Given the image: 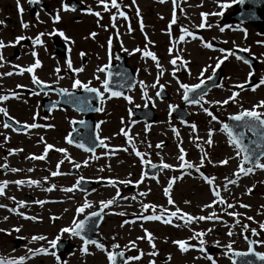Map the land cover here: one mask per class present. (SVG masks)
<instances>
[{
	"label": "rangeland",
	"instance_id": "374dc122",
	"mask_svg": "<svg viewBox=\"0 0 264 264\" xmlns=\"http://www.w3.org/2000/svg\"><path fill=\"white\" fill-rule=\"evenodd\" d=\"M45 1L49 2V15H53L51 19L57 25L51 27L50 20L45 23L48 19L45 14L35 19L28 15L26 21L29 27L24 35L32 38L44 34L40 35L41 43L27 46L21 57L10 60L8 53L12 54L14 43L9 41L11 45L6 49L5 59L0 61V96L9 97L0 101V107L18 121L39 125L17 133L3 126L5 123L0 113V182L8 181L4 194L0 195V205L5 206L0 207V229L3 230L0 231V260L18 261L19 257L24 256L23 264H109L106 252L121 251L127 254V264H211L206 256H212L217 264H233V257L230 259V254H225V245L231 244L234 251L246 250L248 240L245 237L264 241V229L259 227L264 223V169H255L247 176L237 173L242 155H236L237 150L228 143L227 134L219 130L227 116L242 109H251L253 105L264 101V85L248 89L241 86L250 75L264 78V34L251 24L228 23L223 20L226 14L233 11L232 4L237 0H180L178 8H175L173 0H164L163 3L159 0H135L134 3L133 0H117L121 4L120 11L128 15L125 14L127 19L117 16L114 21L116 28L112 27L111 16L117 10L109 8V11H104L98 0L84 1L100 16L92 14L81 19L76 18L80 14L63 10L62 3L65 0ZM24 2L19 0L20 4ZM105 2L110 4V0ZM15 9L17 0H0L1 17L12 14L15 17L11 16V19L16 22L18 13ZM57 14L61 17L59 21L54 20ZM174 16L175 23L172 22ZM202 22L205 27L200 28ZM181 28L184 29L183 33ZM221 28L224 31H220ZM194 29L200 30V34L195 35ZM53 31V36L58 35L67 43L66 57L55 54L50 38ZM61 32L64 35H60ZM188 32L192 35L189 36ZM91 33L96 35L93 37ZM181 35L184 36L183 41L179 39ZM209 43L212 48L205 46ZM232 48L247 49V53L258 61L255 71L230 55L228 52ZM221 49L225 51L221 52ZM145 50L154 53L157 60L144 56ZM115 51L126 53L128 64L139 83L119 97L104 93V103H99L103 111L97 112L95 119L99 125L98 128L96 125L98 136L106 147H100L94 153L85 152L68 143L69 131L77 120H82L83 114L70 108L44 113L41 103L43 98L53 100L57 99V95L51 92L38 93L31 77L35 75L46 84L67 90H73L71 85L79 79L103 92L102 82L106 78L108 64L114 61ZM173 59L177 61L175 65L171 63ZM36 60L41 62L40 67L31 73L27 72L25 69ZM218 60L221 61L219 68L224 73L219 85L203 94L204 100L199 104L184 105V90L180 84H199L214 73ZM69 61L71 68L68 67ZM11 68H19L20 75H4ZM98 68H104L105 71L98 72ZM75 69L82 70L76 72ZM202 71L203 76L200 75ZM154 83L156 87L152 86ZM161 85L169 92L168 98L156 95ZM26 88L35 89V92L30 94ZM233 92L236 93L235 102L229 100L224 104L223 101ZM125 96L131 97L132 102L125 100ZM147 103L151 104L157 115L153 123L132 115L134 108L144 107ZM175 105L185 106L189 111L190 116L186 121H180L172 115L173 107L170 106ZM204 108L217 116V120L212 121ZM257 110L264 111V107ZM193 124L196 126L195 131L191 127ZM209 129H212L211 146L205 143ZM125 131L128 136L124 135ZM133 143L136 151L143 154V159L171 167L163 168L154 177L145 176V164L141 163V157L135 155ZM46 144L53 147L45 154ZM60 148L65 149V152L56 150ZM181 148L185 160L200 166V172L195 167L191 170L180 167L178 156ZM204 152L207 157H204ZM33 155H45V159L33 160ZM209 160L212 163H208ZM221 160L226 163H219ZM261 163H264V158ZM74 164L80 165L79 168L75 167L79 170L78 175L68 173ZM3 165L9 166L5 172L1 171ZM11 168L18 171L12 172ZM52 171L60 174L52 176ZM204 176L213 178V184L225 204L213 202V187ZM79 177L114 181L115 186L109 183L82 190L78 188ZM28 179L40 183L32 186H17L14 183L16 180ZM123 180L130 183H120ZM169 180L172 181V188L168 196H165L164 188ZM229 180H235V183H229ZM49 188L51 191L47 190ZM67 188H72V191H64ZM248 188H252L250 193ZM142 192L147 195L141 196ZM113 198L116 203L103 209L104 219L96 235L101 239L100 243L104 244V251L94 245L84 246L81 238L62 231L66 227L71 228L73 222L100 210L101 201ZM169 198L173 204L167 203ZM18 201H24V206L17 207ZM85 202L89 207L83 212H77L76 209ZM227 203H232L233 208H226ZM142 204L156 205L157 211L163 207L168 212L179 207L181 212L192 216H207L214 212L219 219L193 221L188 227L173 226L182 225L175 217L170 224L145 221L140 217L151 214V209H143ZM209 204L211 208L205 207ZM240 204L249 207H240ZM11 208H17V211H9ZM233 211L238 215L227 214ZM21 212L24 216L19 214ZM25 216L34 219H26ZM17 228L19 231L15 230ZM252 229H256L257 235H252ZM145 230L155 238L152 243L155 245L156 256L150 255L153 248L147 241ZM201 231L206 233L202 237L205 240L204 253L199 251L198 240L188 239L194 232ZM229 231L231 236L228 235ZM38 236H44L45 239H33ZM18 238L21 240L16 243ZM53 239L57 242L69 239L75 248L70 249L64 259L60 260L55 247L50 244ZM182 239L191 246L183 253L173 243ZM130 242H135L136 248H132ZM113 244L119 247L113 249ZM83 247L87 251L82 253ZM208 247L216 248L213 254H207ZM41 248L46 249L47 254L39 253ZM255 248L264 253V244L257 243ZM29 249L33 251L29 252ZM52 252L56 255L53 256ZM141 252L143 255L138 261L128 260V257Z\"/></svg>",
	"mask_w": 264,
	"mask_h": 264
},
{
	"label": "snow or ice",
	"instance_id": "6c2138e0",
	"mask_svg": "<svg viewBox=\"0 0 264 264\" xmlns=\"http://www.w3.org/2000/svg\"><path fill=\"white\" fill-rule=\"evenodd\" d=\"M36 2H37V0H28L29 4L36 3ZM98 2L103 5L104 11H109V8L117 10L116 13H114L111 16V20L113 21V23H112V27L113 28H116V24L114 23V21L117 18V16L124 17V19H127V16L125 15V13L123 11H120L121 4L118 3L117 0H110V4L106 3L105 0H98ZM134 2H135V0H133V3ZM159 2L163 3L164 0H159ZM244 2H245V0H239V3H241V4H243ZM223 6H226V5H222V7ZM17 7L22 12V8H20L19 0H17ZM62 8H63L64 11H74L75 10L74 7H71L68 4H66V3L62 5ZM88 11L90 13H92L93 15H96L97 17L100 16L99 12H93L91 8H89ZM137 15L139 16V9H137ZM201 15H204V14H201ZM60 19H61V17L59 16V14L54 16V20L55 21H59ZM172 22L175 23V16L173 17V21ZM22 27L23 28H28L29 25L27 23L22 22ZM140 27H141V30H143L142 22H141ZM199 27L200 28L205 27L204 23L202 22L199 25ZM209 27H211V25H209ZM169 28H170V26H169ZM129 31H131L130 27H129ZM180 31H181V33H183L184 29L181 28ZM220 31H224V28H221ZM187 34L189 36L192 35L191 32H188ZM40 35H44V34H40ZM40 35H38L36 37V42L37 43H41ZM60 35H64V34L61 32ZM90 35H92L94 37L96 34L95 33H91ZM16 39H17V41H19V40L25 39V37L24 36H20V37H17ZM66 39H67V37H66ZM179 39L181 41H183L184 40V36L181 35L179 37ZM5 46L6 45L4 44V42L0 41V48H4ZM205 46L208 47V48H212L213 47L212 44H210V43L206 44ZM170 51H171V49H170ZM220 51L224 52L225 50L221 49ZM243 51H247V49H244ZM33 55L35 56V53H33ZM144 56L151 57L154 61L157 60V57L155 56V54L152 53L151 51H148V50L144 51ZM226 58H227V55L224 56V59H226ZM237 58L239 59V57H237ZM2 60H3V57L0 56V61H2ZM244 62L248 63L247 60H245ZM171 63L173 65H175L177 63L176 59H173L171 61ZM220 63H221V61L218 60L217 63H216V68H219ZM40 64H41V62L39 60H36L30 67H28L25 70L27 72L31 73L33 71V69L40 67ZM68 67L69 68L72 67L70 61L68 63ZM157 67H159L158 64H157ZM81 70L82 69H75L74 71L79 72ZM57 71H59V70L57 69ZM97 71L98 72H102V71H105V69L104 68H98ZM203 74L204 73L202 71L200 75L203 76ZM4 75H12V73L8 72V73H4ZM111 75L112 74L109 72V77ZM31 79H32V82L34 84L38 85V86L43 85V83H44L43 81L39 80L35 75H33L31 77ZM96 79L99 80V77L97 76ZM208 79L212 80V77L209 76ZM203 83H204V80H201L200 84L192 85L191 87L189 85H187V84H180V88H182L184 90L183 99L185 101H189L190 103H193V104H199L201 101H203L204 100L203 96H200V98L198 100L197 99L189 100V93L194 92L196 89L200 88V85L203 84ZM260 84L264 85V78H262L260 80ZM102 86H103V92H101L100 90H98L95 87H90L89 83H82L79 79H76L74 81V83L71 85V87L73 89L82 88L87 93H94L95 96L100 99L101 105H103V103H104V98H103L104 97V93L110 92L112 97H119V96L122 95V93L119 92V91H112L111 90V88H110V80L107 79V78L103 80ZM152 86L156 87L157 84L154 83ZM160 88L162 89L163 86L161 85ZM60 91H61L62 95H65V96H70L71 95L68 92L67 89H61ZM12 95H15V93H13ZM146 95H147V93L145 92V96ZM156 95L160 96L161 92L157 91ZM235 96H236V93L233 92L232 95L228 97V99L223 101V103L227 104L229 102V100H232L233 102H235V99H234ZM8 98L9 97L7 95L0 96V101L7 100ZM124 99L127 100L129 103L132 102L131 97L125 96ZM80 102L81 103H87V104L91 103V101L88 100V99H81ZM216 103H220V102H216ZM170 107H174V106H170ZM261 107H264V101H260L256 105H253L251 107V109H242V110H240L238 113H236V114H234V115H232L230 117V119L235 122V125L230 126L229 124L224 123V124H222L221 128L219 129L221 132L227 134L228 143L230 145H232L237 150L236 151V155L240 156L241 154H243L242 155V159L240 160V165L241 166L238 167L236 172L239 173V174H242L244 176H247L248 174L252 173L255 169H264V163H261V160H260L261 157H264V111H258L257 110V108H261ZM94 110L98 111V112L99 111H103V107H98V108H95ZM203 110L207 113V115L211 118L212 121H216L217 120V116L213 115V113L211 111H209L207 108H204ZM0 113H3L5 116H7L6 109H4L2 107H0ZM79 123L80 124H84L85 122L81 120V121H79ZM3 126L5 128H8L9 124L5 123ZM27 127L36 128V127H39V125H37L36 123H33L31 125H27ZM98 127H99V125H97V128ZM191 127H192L193 131L196 130V126L194 124L191 125ZM247 132H252L254 135H256L258 137V140L257 139L251 140V143L256 145L257 149H259L258 155H254L255 150L251 149L248 145H246L244 143V140H245ZM124 135L128 136V133L125 131ZM211 136H212V129H209L208 139L205 141V143L207 145H209V146H211L212 143H213V141L211 139ZM129 139L131 140V138H129ZM96 140L100 141L99 146L101 148L106 147V145L104 144V141L101 140L99 136L96 137ZM68 143L71 144L72 140L69 139ZM159 146L160 145H157V147H159ZM52 147H53V145L46 144V146L44 148V153L46 154L48 149H51ZM78 147L83 148L85 151H89V152L94 151V149L91 148V147L86 148L83 143L79 144ZM132 149L135 152V155L137 157H141V163L142 164H149L150 163L149 161L143 159V154L141 152L136 151L134 143L132 144ZM56 150L59 151V152H65V149H62V148L56 149ZM17 151H19V150H17ZM201 151L202 152L204 151L203 148H201ZM105 155H107V153H105ZM204 157H207V153L206 152H204ZM31 159H33V160H44L45 159V155H33V156H31ZM178 159L181 162V164H180L181 168H183L185 170H191V169H193L195 167V170L197 172H200V166L193 165L192 163H190V162L185 160V158H184V150L182 148L179 150ZM84 163L87 164V161H84ZM202 163H203V159L201 160V164ZM208 163H212V162L209 160ZM219 163H226V161L221 160V161H219ZM248 165H251V166H248ZM3 167H7V165H4ZM74 167L79 168L80 165L79 164H74ZM151 167L156 168L157 166L155 164H151ZM162 167L165 168V169H168V168L171 167V165L163 164ZM58 168H59V163L57 164V169ZM10 170L12 172L18 171V169H16V168H11ZM27 171L31 172L32 169H28ZM58 174H60L58 171H52L51 172L52 176H57ZM234 175H236V173H234ZM237 178H239V177L237 176ZM45 179H47V178H45ZM204 179L206 180V182L209 185H211L213 187V195L215 197V200L213 202L215 203L216 201H218L220 204H225V201L220 198V192L216 189L215 185L213 184V178H211L210 176H204ZM14 183L17 186H20V185H23V184H27L28 186H32V185H39L40 182L37 181V180L28 179V180H16V181H14ZM109 183L112 184L113 186H115V182L114 181H109ZM120 183L127 185L130 182L128 180H123V181H120ZM229 183H235V180H229ZM7 184H8V181L0 182V195L4 194V189H5V186ZM171 188H172V181L169 180L168 184H167V187L164 188L165 196H168L169 190ZM47 190L51 191V188H49ZM64 191L71 192L72 188L64 189ZM247 191L250 193L252 191V188H248ZM118 195H119V192H117V196ZM140 195L141 196H145V195H147V193L146 192H142V193H140ZM9 199H13V198L9 197ZM133 199H135V197H133ZM36 203L43 204L44 201H36ZM114 203H116V200L114 198L113 199H108L107 201H101L100 202V211L92 212L90 214V217H97L98 218L101 215V212L103 211V209L109 207L110 205H112ZM167 203L168 204H173L172 199L169 198ZM185 203H187V201H185ZM23 206H24V201H18L17 202V207H23ZM0 207H5V206L4 205H0ZM88 207H89V204L87 202H85L84 205L82 207L77 208L76 211L77 212H83L84 209L88 208ZM141 207L143 209H149V208L151 209V214L142 215L140 217L141 219H143L145 221H162L164 224H170V223H172V219L175 217L178 221L182 222V225L181 224L173 225V226H176V227H181V226L188 227V225L190 223H192L193 221L199 222V221H204V220L219 219V217L216 216V214L214 212H210L207 216H205V215L192 216V215H189L187 213L181 212V209L179 207H176L175 210L171 211V212H168V210L166 208H163V207H161L157 211V206L156 205L142 204ZM205 207L211 208V204L205 205ZM240 207H245L246 208V207H249V206L245 205V204H240ZM226 208H229V209L233 208V204L232 203H227L226 204ZM9 211L16 212L17 208H11V209H9ZM19 214L21 216H24V213H22V212L19 213ZM227 214L229 216L238 215V213H236L234 211L233 212H228ZM120 215H124V213H120ZM24 218H26V219H34V217H28V216H25ZM5 219H7V217H5ZM247 219L251 220L252 217H248ZM87 223H88V219L87 218L84 219V220L75 221V222H73V225H72L71 228H67L66 227V228L62 229V231L66 232V233L67 232H71L73 236L80 237L84 246L94 245L97 249H100V250L104 251L105 250V246H104L103 243H100L96 239H92L90 237L85 238V236L82 235V233L85 232V228H86ZM125 223H128V221H125ZM121 226H123V225H121ZM244 227L246 228L247 226L245 225ZM259 227L261 229H264V223H261L259 225ZM15 230L19 231V228L15 229ZM0 231H3V230L0 229ZM251 233H252L253 236L257 235L256 229H252ZM205 234L206 233L202 232V231L201 232H194L193 235L188 238V239L198 240L199 241V251L201 253L205 252V248H204L205 240L202 238ZM145 235H146L148 243L151 244L152 248H153V251L150 253V255L151 256H156L157 253L155 251V245L152 243L153 240L155 239L154 236L151 233H148L147 230H145ZM228 235L231 236L232 233L229 231ZM33 239L34 240H44L45 237L44 236H38V237H33ZM137 239H140V238L138 237ZM245 239L248 240L247 237H245ZM130 243H131V247L132 248H136L135 242H130ZM173 243L177 244L179 246V250L182 253L183 252H187L189 247H191L190 245H187L186 241L183 240V239L182 240H178V241H173ZM257 243L264 244V241H257V240H254V239L253 240H248L247 252L234 251L232 249L231 244L225 245V247L227 249V252L225 254L226 255L230 254L229 258L231 259V257H236V256L244 257L248 253H252L253 255H255L257 257V259H259L261 261H264V253H260V252H255L254 253L253 252V245H255ZM50 244H51L52 247H55L57 245L56 239H53L52 241H50ZM118 247L119 246L116 245V244L112 245L113 249L118 248ZM125 247L127 248V246H125ZM32 251L33 250L29 249V252H32ZM85 251H87L86 247L81 248V252L82 253L85 252ZM39 253L47 254V250L44 249V248H41V249H39ZM51 254L53 256L56 255L55 252H52ZM142 255H143V253L141 252L140 254H138L136 256L128 257V260H136V261H138L139 259H141ZM106 256H107V259L109 261V264H116L117 257L118 256L123 257L124 256V252L115 253L113 251H107L106 252ZM206 258L209 261H211V264H217L216 260H214L212 256H206ZM24 260H25V257L21 256V257H19L18 261L17 260H7V261L0 260V264H23ZM125 264H127V261H125ZM150 264H151V262H150ZM233 264H236V261L233 260ZM246 264H251V262L247 261Z\"/></svg>",
	"mask_w": 264,
	"mask_h": 264
},
{
	"label": "water",
	"instance_id": "95a60500",
	"mask_svg": "<svg viewBox=\"0 0 264 264\" xmlns=\"http://www.w3.org/2000/svg\"><path fill=\"white\" fill-rule=\"evenodd\" d=\"M175 3H178V0H174ZM235 11L226 15L224 17L227 21H240V22H249L254 25H256L261 31L264 32V0H245L243 4L239 3V1L235 4ZM56 46L57 51L60 55H65L66 53V47L64 43H62L60 40L56 39ZM232 54H235L242 58L243 60H247L248 63L252 66L253 69H255L257 65V61L250 55H248L243 50H232ZM116 57L120 60V63H113L109 66L108 69V78L110 80V88L112 91H119L121 93H126L129 89L133 88L135 84L137 83V79L135 77V74L132 70V68L127 64V57L121 53L116 54ZM109 72L112 74L109 77ZM222 77V70H218L213 76L212 80H207L203 84L200 85V88L196 89L194 92L189 93V100L192 99H199L200 96L211 89L212 87L219 84ZM261 79H256L254 77H251L249 82L245 85V87H251L257 84H260ZM41 90H51L53 92H56L59 94L60 98L59 100H47L45 99L43 101V110L44 112H49L53 108L58 107H65L69 106L71 108L77 109L79 111H82L86 114L84 118V124H77L76 127H82L84 131L82 133H78L77 130L73 133L72 141L76 143L77 145L83 143L86 148L91 147L96 150L97 147H99L100 141L96 140L97 134L95 129V119H94V113L96 112L94 109L97 108V105L99 104V98L96 96H92V93H87L84 90L80 92H69L70 96H65L61 94L60 88H50L45 85H40ZM161 95L160 97H168V93L165 91L164 88L160 90ZM92 96V97H91ZM94 99L96 101L97 105H90L87 103H81V99ZM184 103H190L189 101H185ZM174 115H176L180 120L185 121L189 117V113L186 110L185 107L176 106L173 111ZM133 115L145 120L147 122H154L156 119V113L151 107L150 104H148L144 108H136L133 111ZM231 117V116H230ZM230 117L227 118V124L230 126L235 125V122L230 119ZM5 121L8 124H11L14 126L15 129L19 131H23L27 129L28 127L23 124H17L15 123L11 118L8 116L5 117ZM250 134V135H249ZM81 135L83 137L82 141H78L76 138L77 136ZM257 139L258 137L254 135L252 132H247L244 143L248 145L251 149H254V155H258L259 149H257L256 145L251 143V140ZM243 155V154H242ZM261 157L260 160H262ZM152 163H149L146 165V172L145 174L147 176H154L156 175L160 169L162 168L161 165L155 164L157 167L153 168L151 167ZM8 170V167H2V171L5 172ZM75 172V170H73ZM96 184H107L105 181H86L81 179L79 187L82 189H86L88 187L94 186ZM100 211V210H99ZM103 211L101 212V215L97 217H90L88 215L86 218L88 219V223L85 228V232L82 233V235L85 236V238H92L96 239L98 242H100V239L97 236H94V234L98 231L99 225L103 219ZM85 218V219H86ZM20 239L16 240V242H19ZM75 245L70 243L69 239L60 240L57 243V251L60 255V258L63 259L64 255L67 251H69L71 248H74ZM212 252V249H210V253ZM247 252V251H246ZM253 252H257L254 249L253 245ZM119 253V252H117ZM126 259V254H124L123 257L118 256L116 264H122L123 261ZM234 261H236V264H246L247 261H250L251 264H264V261H261L257 259L255 255L252 253H248L244 257L236 256Z\"/></svg>",
	"mask_w": 264,
	"mask_h": 264
},
{
	"label": "flooded vegetation",
	"instance_id": "af4514ba",
	"mask_svg": "<svg viewBox=\"0 0 264 264\" xmlns=\"http://www.w3.org/2000/svg\"><path fill=\"white\" fill-rule=\"evenodd\" d=\"M24 1L25 2L22 4L19 3L20 8H22V12L18 9V7H17V9H15L18 13V16H19V17L17 16L16 22H14L11 19V16L15 17L12 14L11 15L5 14V17L0 16V41H3L4 44L6 45L4 48H0V56H2L3 59H5L6 49L9 48V45H11L8 43L9 41L14 43L13 44L14 46L12 47V49H13L12 54L8 53V56L11 58L10 60L18 59L19 57L22 56V53L27 46L35 45L37 43L36 42V36L31 38L28 35H24L26 33V28L22 27V22L27 23L26 17H29L28 15L32 16L31 19H35L38 15L45 14V16L48 18L47 20L44 21L45 23H48L47 21L50 20V22L52 21L51 27H53V26L55 27L57 25L51 19V18H53V15H51V16L49 15L50 14V4L48 1L37 0L36 3H32V4H29L28 0H24ZM68 1L69 0L63 1L62 5L66 3L69 6L73 7V4L72 5L69 4ZM75 3L82 5L81 9H75L74 10V12L80 14V15L76 16L77 19H81V17H86L89 15H92V13H90L88 11L89 8H91L92 11L94 12L93 7L91 5H89L84 0H75ZM81 15H84V16H81ZM53 34H54V31L50 36L51 41L53 38ZM11 36H13V38H11ZM20 36H24L25 39L17 41L16 38L20 37ZM29 39H31V41ZM28 43H30V44H28ZM8 70H10L9 72H11L12 75H20V71H21L19 68H15V69L11 68ZM7 76H10V75H7ZM1 115H2L1 117L3 120L4 114L1 113ZM12 117L15 120H17V118H15V116H12ZM19 122H21V121H19ZM70 132H72V131H69V133Z\"/></svg>",
	"mask_w": 264,
	"mask_h": 264
}]
</instances>
